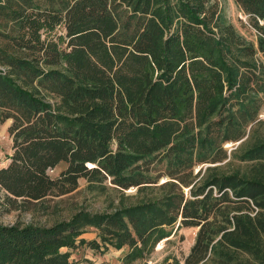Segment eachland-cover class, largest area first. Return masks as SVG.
I'll list each match as a JSON object with an SVG mask.
<instances>
[{"label":"trees","instance_id":"1","mask_svg":"<svg viewBox=\"0 0 264 264\" xmlns=\"http://www.w3.org/2000/svg\"><path fill=\"white\" fill-rule=\"evenodd\" d=\"M234 1L256 42L217 0H0V215L80 178L120 192L50 226L0 220V264H80L63 248L82 245L148 264L176 224L198 229L183 264H264V0Z\"/></svg>","mask_w":264,"mask_h":264},{"label":"rangeland","instance_id":"2","mask_svg":"<svg viewBox=\"0 0 264 264\" xmlns=\"http://www.w3.org/2000/svg\"><path fill=\"white\" fill-rule=\"evenodd\" d=\"M223 16L227 21L233 23L236 28L256 42V29L251 25L250 18L239 7L234 0H217ZM264 110V108H263ZM12 120L8 119L0 124V167L9 162L12 154V137L9 127ZM237 142H228L226 147L229 150L237 147ZM67 164L62 162L49 171L52 177H58L66 168ZM166 176L161 178L165 181ZM102 186L97 184L91 187L85 178L79 179V187L71 193L62 196H49L43 203L32 204L30 209L19 208L17 205L10 207L9 211H3L0 220L5 224H40L50 226L58 221L69 219L80 209L94 212L111 210L119 204L120 192L108 180ZM129 195L136 194V188L131 187L126 190ZM4 197V192L0 191V199ZM136 198L128 199V203L135 202ZM198 229L193 227L179 226L176 224L172 228L169 237L158 243L155 250L147 258L148 264H183L184 259L189 254L195 242ZM84 237L87 240L96 238L93 228L89 229ZM63 251L70 252L72 260L80 264H123V257L128 251V247L121 250L110 248L109 250L97 251L87 245H82L76 249L63 248Z\"/></svg>","mask_w":264,"mask_h":264},{"label":"built area","instance_id":"3","mask_svg":"<svg viewBox=\"0 0 264 264\" xmlns=\"http://www.w3.org/2000/svg\"><path fill=\"white\" fill-rule=\"evenodd\" d=\"M260 118L264 119V110H262V112L260 113Z\"/></svg>","mask_w":264,"mask_h":264},{"label":"water","instance_id":"4","mask_svg":"<svg viewBox=\"0 0 264 264\" xmlns=\"http://www.w3.org/2000/svg\"><path fill=\"white\" fill-rule=\"evenodd\" d=\"M241 141H242V140H241ZM241 141L237 142V144H239ZM208 165H210V164H207L206 166H208Z\"/></svg>","mask_w":264,"mask_h":264}]
</instances>
